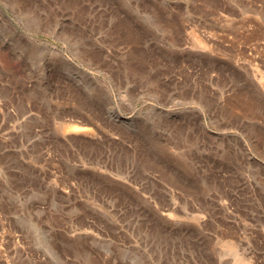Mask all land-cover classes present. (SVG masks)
<instances>
[{"label":"rangeland","instance_id":"rangeland-1","mask_svg":"<svg viewBox=\"0 0 264 264\" xmlns=\"http://www.w3.org/2000/svg\"><path fill=\"white\" fill-rule=\"evenodd\" d=\"M0 264H264V0H0Z\"/></svg>","mask_w":264,"mask_h":264},{"label":"bare ground","instance_id":"bare-ground-1","mask_svg":"<svg viewBox=\"0 0 264 264\" xmlns=\"http://www.w3.org/2000/svg\"><path fill=\"white\" fill-rule=\"evenodd\" d=\"M71 127H72L73 129H75V130H76V129L78 130V127H76V126H71ZM80 128H81V127H79V129H80ZM70 129H71V128H70ZM73 129H72V131H74ZM70 131H71V130H70Z\"/></svg>","mask_w":264,"mask_h":264}]
</instances>
